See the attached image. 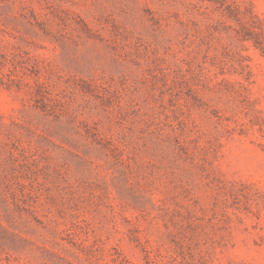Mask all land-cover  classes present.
Returning a JSON list of instances; mask_svg holds the SVG:
<instances>
[{
  "label": "rangeland",
  "instance_id": "rangeland-1",
  "mask_svg": "<svg viewBox=\"0 0 264 264\" xmlns=\"http://www.w3.org/2000/svg\"><path fill=\"white\" fill-rule=\"evenodd\" d=\"M0 264H264V0H0Z\"/></svg>",
  "mask_w": 264,
  "mask_h": 264
}]
</instances>
